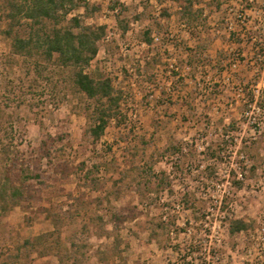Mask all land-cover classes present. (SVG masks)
<instances>
[{"label": "rangeland", "instance_id": "1", "mask_svg": "<svg viewBox=\"0 0 264 264\" xmlns=\"http://www.w3.org/2000/svg\"><path fill=\"white\" fill-rule=\"evenodd\" d=\"M121 1L131 6L132 12L130 11L128 16L132 19L140 0ZM210 1L212 0H206L200 7L205 8L212 27L207 34L210 45L208 55L212 62L204 68L190 72L186 64L188 56L184 45L194 47V43L190 40L188 31L179 26L174 18L171 34L158 37L161 44L164 41L168 43L163 47L170 49V55L164 57L172 58L165 61L178 67L177 71L188 84L187 91L180 93L178 85H171L173 80L160 77L149 92V104L141 105L140 99L143 95L135 87L139 117L132 118L137 126L134 135H145L150 138L154 131V120L161 119L167 125L157 133L155 145L164 147L168 139L174 138L185 144V155H188L190 151L202 152L204 145L218 139L224 128L235 121L237 130L231 133L236 139L235 143L228 148L226 163L218 165L217 182L202 180L196 170L197 162L194 160L191 162L185 155L161 160L156 165L157 172L167 171L172 176L179 177L174 182V194L161 196L156 206L148 210L142 211L140 206L142 213L139 218L135 222L125 224L119 231H115L110 221L111 212L124 211L131 203L133 205L138 203V197L130 184V177L133 174L125 180H120L119 173L128 167L122 158L124 144H118L119 130L110 128L103 141L94 145L84 138L83 134L87 127L86 114L80 109L85 105L83 96L67 92L66 88L61 89L60 86L56 91H62L61 95L54 101L55 93L49 90L50 87L46 88L43 85L37 86L38 93L35 96L29 94L28 87L33 74L27 72L28 65L25 60L17 56L9 59L11 44L0 34V110L12 117V123L8 128L11 130V126L13 127L17 139L20 140L22 134L25 136L21 149L31 154L46 133L55 135L58 132H67L69 136L63 142L66 159L76 163L86 161L88 166L94 163H102L104 167L111 165L110 172L102 171L100 176L113 175L111 184L119 182L117 186L122 188L123 195L119 199L114 195L94 193L93 197L103 195L105 202L90 205L88 211L82 213L81 217L63 232V247H70L69 241L73 233L85 229V236H82V239L88 245L86 264H264V139L260 137L255 127L256 121L257 124L264 123V115L255 108L247 114L245 108L251 98L250 90L264 92V72H260L261 62L257 56L260 53L264 57V32L262 30L255 34V31H258L256 28L264 25V0H222L220 10H216L215 5L209 6L207 3ZM154 2L153 0V4ZM102 3L103 8L92 11L86 22L108 24L113 28L116 25V12H112L108 1ZM154 6L155 8L149 4L148 10H145L148 15L159 13L156 12L159 9L157 5ZM138 9V13H141L144 7L140 6ZM79 15L81 17L84 15L83 10L74 12L72 16ZM144 22L146 24V21ZM145 24L133 22L132 29L126 37L120 38L116 32L110 34L117 37V44L124 54V60L116 61L102 48L88 72L97 78L112 77L116 83L123 81L122 72L126 69L135 74L134 70L137 67L134 66L135 63L142 60L147 52L138 38ZM233 32L235 38L231 35ZM251 37H256L257 40L251 42ZM175 41L177 46L174 44ZM220 54L225 59V64L218 63ZM50 69L56 72L54 79L57 80L61 70L58 67ZM159 69L165 71L163 67ZM136 79L137 75L133 78V84H136ZM258 83H260L258 87H255ZM163 89L173 94V97L169 95L162 97L160 92ZM41 92L47 94L39 95ZM186 93H190L189 101L194 99L197 103L198 117L194 118L184 113L183 99ZM200 116L202 120H199ZM254 141H261L255 150L252 148L254 156L257 157V153L260 156L257 163L255 159L253 161L243 157L246 156L245 152L250 150L248 146H254L252 144ZM199 159L203 167L214 164L207 158L197 157V161ZM177 162L180 167L175 168ZM142 163L143 160L136 165ZM254 165L257 166V171L252 175L251 169ZM231 171L236 172L244 181L243 189H236L232 185L234 176ZM77 182L78 178L74 176L65 187L68 190H75ZM187 191L196 195V199H193L199 206V214L196 217H201L198 225L191 212L185 210L182 201L183 194ZM50 196L47 194L45 197L47 205ZM223 199L227 200L235 217L245 219L253 225L249 231L236 236L230 234L228 224L224 223L226 212L219 211ZM168 203H171L168 207H172L169 210L166 208ZM36 209L37 207L28 208L23 205L7 214L0 212V264H59L55 249L52 248L53 239L48 241L47 246H40L45 252L43 255L38 251L28 253L23 247L27 239H37L54 230L52 223L37 213ZM162 214L165 220L178 217L179 227L188 231L181 234L175 243L180 244L182 249L192 244L199 252L195 251L192 256L184 259L180 252L178 254L171 248L164 250L158 242L149 241V232L144 231L142 227L147 220ZM98 217H102L104 221ZM84 225L87 228H84ZM116 238L122 241L121 253L115 248Z\"/></svg>", "mask_w": 264, "mask_h": 264}, {"label": "trees", "instance_id": "2", "mask_svg": "<svg viewBox=\"0 0 264 264\" xmlns=\"http://www.w3.org/2000/svg\"><path fill=\"white\" fill-rule=\"evenodd\" d=\"M102 1H108L112 12H116V25L113 28L108 24L98 25L86 22V18L92 11L103 8ZM154 1L159 8L156 11L159 12L157 15H148L145 11L148 10L149 4L155 8L153 0H140L135 8V14L130 19L128 15L132 8L121 0H96L95 2L92 0H0V34L11 44L9 59L17 56L25 60L28 65L27 72L33 74L28 87L29 94L35 96L38 93L37 86L43 85L46 88L50 87L49 90L55 93L54 101H57L61 95L62 91H56L60 86L61 89L66 88L67 92L83 96L85 105L80 109L86 114L87 119V127L83 134L84 138L94 145L103 141L110 128L119 130L118 144H124L122 158L128 167L119 173L120 180H125L133 174L130 177V184L138 197V203L137 205L131 203V206L128 205L124 211L111 212L110 221L115 231H119L127 223L135 222L142 211L156 206L161 196L174 194V182L179 177L172 176L167 171L157 172L156 165L164 159L184 156L186 152L185 144L174 138L168 139L164 147L155 145L157 133L167 125L161 119L154 120V131L150 138L145 135H134L137 126L132 118L139 117L135 87L143 95L140 99L141 105L149 104V92L160 77L173 80L171 85H178L180 93L187 91L188 84L177 71L178 67L165 61L172 58L164 57V55H170V49L163 47L168 43L164 41L161 44L158 36L171 34V24L175 18L177 24L188 31L190 40L194 43V47L184 45L188 56L186 64L190 72L204 68L212 62L208 55L210 45L209 35H207L212 27L205 8L200 7L206 0ZM207 4L211 7L215 5L216 10H220L223 5L222 0H212ZM140 6L144 7V10L138 13ZM81 10L84 12L82 17L81 15L72 16L74 12ZM133 22L145 24L138 38L147 51L144 58L135 63L134 66H137L134 70L135 74L126 69L122 72L123 81L116 83L112 77L97 78L89 73V67L96 61L102 48L116 61L124 60V54L117 44V37L110 34L116 32L120 38L126 37L132 29ZM231 35L235 38L234 32ZM176 43L177 41L174 44ZM257 56L259 59L263 58L259 67L260 72L263 73L264 57ZM225 62L223 56L218 61L220 64ZM52 67H58L61 70L57 80L54 79L56 72L50 69ZM160 67L165 68V71L159 69ZM136 75L137 85L133 84V78ZM160 93L162 97L165 95L173 97V94L165 92L164 89ZM43 94L47 93L41 92L39 95ZM189 96L190 93H186L183 99L184 113L194 118L198 117L197 103L194 99L189 101ZM246 106L247 114L255 108L258 112L262 111L264 115V95L256 98L252 92ZM201 117L199 120H202ZM11 119L9 114L0 110V212L7 214L23 205L28 208L37 207L36 212L45 216L52 223L54 230L37 239H27L23 244L24 249L28 253L38 251L40 255H43L45 252L40 249V246H47L48 241L53 239L52 248L55 249L59 264H86L88 245L82 239V236H85V229L73 233L69 241L70 247H63V232L78 220L82 213L87 212L90 205L105 202L103 195L93 197L94 193L100 192L108 196L114 195L116 199L121 198L123 194L122 188L117 186L119 182L111 184L113 175L100 176L102 171L109 173L111 165L104 167L102 163H94L88 166L86 161L76 163L66 159V148L63 142L69 136L67 132H58L55 135L46 133L41 137L37 149L29 154L28 151L21 149L25 136L22 134L23 137L18 140L12 126L9 130L8 125H11ZM236 124L232 121L228 127L224 128V132L218 139L203 146L202 152L190 151L188 155H185L191 162L192 160L197 162L196 170L202 180L217 182L219 179L218 165L226 163L228 148L235 143L236 139L231 133L236 132ZM255 127L257 133L264 139V123L257 124L256 121ZM260 142L254 141L252 143L254 146L249 145L250 150H247L246 156L243 155V157L253 161L255 159L257 163L260 156L257 153L255 157L253 149ZM197 157L207 158L214 164L203 167L202 161L200 159L197 161ZM142 160L141 165H136ZM178 165V162L175 163V168L180 167ZM256 171L257 166L254 165L251 169L252 175ZM231 174L234 176L232 185L236 189H243L244 181L236 175V172L231 171ZM74 176L78 178L76 189L68 190L65 185H69ZM47 194L51 195L47 199L48 205L45 201ZM193 199H196L195 193L187 191L183 194L185 210L191 212L198 225L201 222V217H196L199 214V206ZM168 206H171V203H168L166 208L167 210L172 208ZM219 211L226 212L224 223L228 224L232 236L247 232L253 227L245 219L237 218L231 213L226 199L222 200ZM202 216L205 217V215ZM98 218L104 221L102 217ZM84 228L87 226L84 225ZM142 229L149 232V241L158 242L164 250L171 248L178 254L180 252L184 255V259L197 251L192 244L182 249L180 244L175 243L181 234L188 232L179 227L176 216L165 220L163 214L158 215L147 220ZM121 243L119 238L114 241L119 253H121ZM20 250H22L21 247Z\"/></svg>", "mask_w": 264, "mask_h": 264}, {"label": "built area", "instance_id": "3", "mask_svg": "<svg viewBox=\"0 0 264 264\" xmlns=\"http://www.w3.org/2000/svg\"><path fill=\"white\" fill-rule=\"evenodd\" d=\"M244 22H245V21H244ZM256 30H258V31H255V34L258 33V32L260 33L262 30H263V32H264V25L261 26V28H260V27L256 28ZM251 39H252V42L257 40L256 37H251ZM259 55H261V54L259 53ZM259 60H260V62H261V61L263 60V58H260ZM259 84H260V83H258L257 85H255V87H258ZM249 92H253V93L255 94V97H256V98H258V97L264 95V92H262V93L260 92V93H259V91H256V89L253 90V91L250 90Z\"/></svg>", "mask_w": 264, "mask_h": 264}]
</instances>
